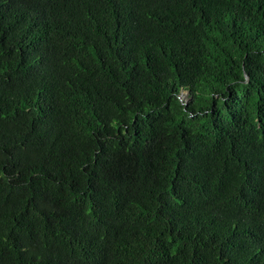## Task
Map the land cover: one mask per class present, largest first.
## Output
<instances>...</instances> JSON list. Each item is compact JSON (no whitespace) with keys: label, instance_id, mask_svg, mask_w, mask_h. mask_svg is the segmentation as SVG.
I'll use <instances>...</instances> for the list:
<instances>
[{"label":"trees","instance_id":"16d2710c","mask_svg":"<svg viewBox=\"0 0 264 264\" xmlns=\"http://www.w3.org/2000/svg\"><path fill=\"white\" fill-rule=\"evenodd\" d=\"M0 264H264V0H0Z\"/></svg>","mask_w":264,"mask_h":264},{"label":"rangeland","instance_id":"374dc122","mask_svg":"<svg viewBox=\"0 0 264 264\" xmlns=\"http://www.w3.org/2000/svg\"><path fill=\"white\" fill-rule=\"evenodd\" d=\"M186 97H187V92H185V91L182 92L181 99L184 100V101H186V99H187Z\"/></svg>","mask_w":264,"mask_h":264}]
</instances>
